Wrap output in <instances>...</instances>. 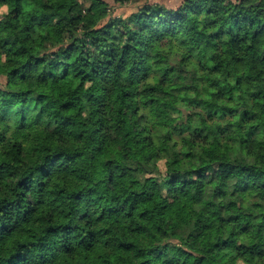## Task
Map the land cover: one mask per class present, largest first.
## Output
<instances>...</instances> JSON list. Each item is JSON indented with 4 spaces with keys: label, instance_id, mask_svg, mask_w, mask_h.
<instances>
[{
    "label": "trees",
    "instance_id": "16d2710c",
    "mask_svg": "<svg viewBox=\"0 0 264 264\" xmlns=\"http://www.w3.org/2000/svg\"><path fill=\"white\" fill-rule=\"evenodd\" d=\"M137 1L0 0V264H264V0Z\"/></svg>",
    "mask_w": 264,
    "mask_h": 264
},
{
    "label": "rangeland",
    "instance_id": "374dc122",
    "mask_svg": "<svg viewBox=\"0 0 264 264\" xmlns=\"http://www.w3.org/2000/svg\"><path fill=\"white\" fill-rule=\"evenodd\" d=\"M108 1L111 5V9H112L115 16L129 15L130 13L135 11L139 5H141L143 3V2L137 1V0H132V1H129L126 3L115 2L113 0H108ZM152 1L162 2V3H165L169 6H176V5H179L183 0H152Z\"/></svg>",
    "mask_w": 264,
    "mask_h": 264
},
{
    "label": "clouds",
    "instance_id": "9594fccd",
    "mask_svg": "<svg viewBox=\"0 0 264 264\" xmlns=\"http://www.w3.org/2000/svg\"><path fill=\"white\" fill-rule=\"evenodd\" d=\"M10 11L8 4L0 2V15H6Z\"/></svg>",
    "mask_w": 264,
    "mask_h": 264
}]
</instances>
